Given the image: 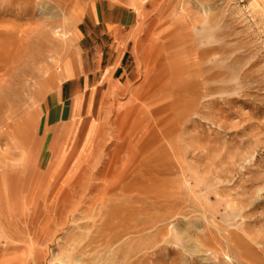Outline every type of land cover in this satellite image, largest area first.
Returning <instances> with one entry per match:
<instances>
[{
    "label": "rangeland",
    "instance_id": "1",
    "mask_svg": "<svg viewBox=\"0 0 264 264\" xmlns=\"http://www.w3.org/2000/svg\"><path fill=\"white\" fill-rule=\"evenodd\" d=\"M59 263L264 264V0H0V264Z\"/></svg>",
    "mask_w": 264,
    "mask_h": 264
},
{
    "label": "bare ground",
    "instance_id": "2",
    "mask_svg": "<svg viewBox=\"0 0 264 264\" xmlns=\"http://www.w3.org/2000/svg\"><path fill=\"white\" fill-rule=\"evenodd\" d=\"M119 149H120V147L117 148V149H115L114 151H118ZM130 153H131V152H130ZM108 159H109L108 162L110 163V161H111V157H110V155H109ZM109 163H107V164L104 166L105 171H106V169H109V168H110V167H109V166H110ZM104 169H103V170H104ZM104 174H106V176H107V172L104 173ZM108 174H109V173H108ZM119 174H120V173H119ZM119 174H115L114 176H116V178H117V177H119V176L121 175V174H120V175H119ZM100 175H101V174H100ZM100 177H101V176H99V178H100ZM105 178H107V177H105ZM111 178H112V177H111ZM107 179H108V178H107ZM103 181H104V180H103ZM107 182H108V181H107ZM108 184H109V183H108ZM82 207H83V206H82ZM81 210H82V209H81ZM81 210H80V211H81ZM65 222H66V221H65ZM73 223H74V222H73ZM62 226H64V225H62ZM99 238H100V237H99ZM106 248H107V247H106ZM257 250H258V249H257ZM258 251H259V250H258ZM81 252H82V251H81ZM80 254H83V253H80ZM260 254H261V253H260ZM83 258H84V257H83ZM78 259H79V258H78ZM72 262H73V261H72ZM72 262H71V263H72ZM78 263H79V261H78ZM81 263H82V262H81ZM59 264H60V263H59ZM68 264H70V263H68Z\"/></svg>",
    "mask_w": 264,
    "mask_h": 264
}]
</instances>
